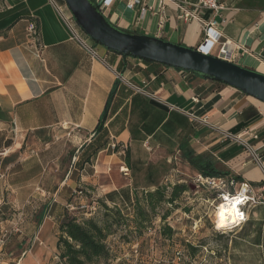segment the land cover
<instances>
[{"label": "crops", "instance_id": "0c3cea01", "mask_svg": "<svg viewBox=\"0 0 264 264\" xmlns=\"http://www.w3.org/2000/svg\"><path fill=\"white\" fill-rule=\"evenodd\" d=\"M126 1L116 0L111 10L110 20L119 28L193 49L202 44L201 25L195 20H179L172 4L168 3L165 8L163 14L168 20L159 30L160 0H145L154 12H148L139 21V12L127 9ZM222 1L227 9L222 12L225 22L221 29L228 38L241 45L235 63L264 74V0ZM0 2L6 5L0 10V30H7L0 36V209L3 205L6 210L9 206L10 210L14 209V204L7 200L25 187L23 180V185L15 186V179L26 176L24 172L29 169L27 161L31 158L50 149L56 151L62 144L64 132H77V135L82 132L85 135L80 141L83 146L91 141L117 78H124L126 85L150 98L155 107L166 112L176 111L194 122L197 135L183 144L182 152L199 159V168L211 166L257 187L264 185L262 102L225 84L171 67H159V76L151 74L144 77L141 72L129 69L120 74L117 67L122 56L98 45L93 47L98 53L95 57L75 38L53 0ZM62 7L68 16V8L66 5ZM195 11L202 17L210 16L206 12ZM29 18L38 20L37 42L28 36ZM76 29L90 46L82 30ZM125 63L134 69L147 68L142 60L135 58L125 60ZM250 107L258 111V117L248 122L241 121L240 115ZM110 140L118 144V150H126L131 144L128 130L117 137L112 134ZM150 144L155 148L175 145L179 149V145L161 131L149 137L144 144L147 151L151 149L145 145ZM110 151L113 154L108 151L99 154L96 168L100 171L105 172L120 154L119 151ZM59 157L55 156V162ZM16 165H20V170L13 174L11 172ZM46 173L44 168L40 178ZM112 182L113 188L107 187L102 196L130 186L125 181L121 182L119 177ZM102 196L99 194L98 197ZM19 205L23 206V211L26 210L25 202ZM49 220H55L56 249L58 222L56 217ZM9 222V218L4 219L1 214L0 225ZM38 241L42 244L40 237ZM1 243L8 245L9 238ZM28 243L24 239L20 246L29 247ZM26 255L27 252L23 251L22 258ZM13 259L16 257L1 247L0 264H10ZM54 259H57V254ZM226 264H264V205L251 209L248 221L233 231L228 242Z\"/></svg>", "mask_w": 264, "mask_h": 264}, {"label": "trees", "instance_id": "16d2710c", "mask_svg": "<svg viewBox=\"0 0 264 264\" xmlns=\"http://www.w3.org/2000/svg\"><path fill=\"white\" fill-rule=\"evenodd\" d=\"M56 2L60 6H65L61 0H56ZM1 4L0 10L6 7L3 5L4 3ZM29 21L36 24L39 32L38 20L29 18ZM6 31L0 30V36ZM85 37L93 46H98L88 36L85 35ZM129 58L132 57L122 56V61L117 67L118 73L124 74L125 70L129 69L141 72L144 77H149L151 74L159 76L157 69L167 67L159 63L142 60L147 68L134 69L125 63V60ZM134 80L137 81L135 78ZM257 117L258 111L250 107L242 112L240 120L248 122ZM126 130L130 133L131 144L125 150L123 160L127 168L132 171L133 185L112 191L99 198H90L87 192L84 193L86 189L78 190L82 191L84 197L91 199V205H96V212H78V214L71 212L68 206L74 203L76 197L73 196V198L68 199L64 207L62 206L61 213L57 214L58 211L55 213L54 207L52 208V205L48 203L36 215L35 219L38 226L48 215L57 218L56 249L58 261L53 264H123V248L125 246L131 247V250L139 243L137 240H131L128 233L142 234L148 224L152 223V219L157 217H160L165 224L183 196L193 192L188 184H162L160 182L161 174L166 170L167 163H146L141 158L135 159L133 151L135 147L144 148L149 137H154L158 131L173 139L179 145L178 150L182 151L183 144L188 143L197 135L194 122L176 111L166 112L155 107L150 98L136 92L120 78H117L113 84L91 141L78 151L79 156L76 165L84 175L92 176L94 174V163L100 153L108 151L110 155L113 154L109 148L112 142L110 140L111 135L117 137ZM117 151H119L118 148ZM76 152L71 154V158L76 157ZM191 156V154L188 155L183 152L181 154V157L197 172L196 174L206 176L228 175V173L215 170L211 166L199 168V159L191 158ZM13 170L18 172L20 166H15ZM31 177L34 175L31 174ZM29 179L26 178L25 180ZM71 179L73 180V178ZM141 181H143L142 184L139 183ZM165 205H169L171 208L165 213L159 214L158 211ZM2 207L6 210L4 205ZM1 212L2 209H0V216ZM98 212H101V215L97 214ZM162 235L172 239L175 232L170 225H164ZM187 247L194 249L190 243ZM136 254H138V250H133L131 257L135 259Z\"/></svg>", "mask_w": 264, "mask_h": 264}, {"label": "rangeland", "instance_id": "374dc122", "mask_svg": "<svg viewBox=\"0 0 264 264\" xmlns=\"http://www.w3.org/2000/svg\"><path fill=\"white\" fill-rule=\"evenodd\" d=\"M88 43L92 48L94 47L89 41ZM77 134V132H64L62 144L59 148H56V151L52 152L51 149L43 151L35 158L27 161L29 169L25 170L27 172H24V174L26 176L34 175V178L30 177L28 180L30 182L25 180L26 176L15 179V186L23 185L21 182L23 180L25 181V187L19 191L16 189L15 192H18L11 195L13 197H9V200H7L9 203L14 204L13 210H10V206L7 207V210L1 208L2 218H9L10 222L0 225V249L1 247L3 251L7 249L12 253V256L16 257L10 264H23V262H26V264H52L58 261L54 259L57 254L54 247L56 228H53V223L55 220H49L51 216L48 215L38 226L35 219L43 206L50 203L52 208L54 207V212H60L68 199L74 196L76 197L74 204L83 201L90 205L91 212H96V205H91V199L84 196L79 198L77 192H74L86 189L84 193L87 192L90 198H99V194L102 196V192L107 187L111 186L110 188H113L112 180L115 181L118 177L121 182L125 181L130 186L133 185L131 180L132 171L127 168L123 160L124 153L117 154L113 160L114 162L107 166L105 172L100 171V168H96L97 162H95L94 174L92 176L88 175L90 176V179H88L76 165L79 156L78 150L83 146L80 141L85 137L82 132L79 135ZM164 146L155 148L150 144V151L143 147H135L133 157L135 159L141 158L146 163L166 162V170L161 174L160 179L162 184H186L190 180L189 177H194L197 172L181 157L182 151H179L175 145L170 146L167 144ZM75 151H77V159L71 158V154ZM119 152L121 153V150ZM116 153H118L117 150ZM55 156L57 159L60 156L58 162H55ZM44 168H46L47 173L43 178H40L38 173L40 171L42 173ZM11 173L15 174L13 169ZM27 182L29 185L26 184ZM142 182L139 183L142 184ZM203 198L202 193H195L194 190L186 193L165 224H163L160 217H157L152 219V223L148 224L142 234L128 233L131 240H137L139 243L137 242L138 244L131 250V247L125 246L123 248V264H226L228 242L233 235V231L226 230L227 228L225 230L216 229L213 210L204 203ZM20 202L26 203L25 211H23V206L19 205ZM170 208L169 205H165L158 212L162 214ZM73 212L78 214V211ZM164 225H170L173 228L175 235L172 239L162 235ZM43 235H45L44 238H42ZM3 236L9 238L8 245H2L1 242L6 240V237ZM39 237L42 244L38 241ZM24 239L25 242H29V247L20 246ZM188 242L194 249L187 247ZM133 250H138L135 259L131 257ZM23 251H26L27 255L22 258Z\"/></svg>", "mask_w": 264, "mask_h": 264}, {"label": "built area", "instance_id": "2783aa9c", "mask_svg": "<svg viewBox=\"0 0 264 264\" xmlns=\"http://www.w3.org/2000/svg\"><path fill=\"white\" fill-rule=\"evenodd\" d=\"M98 5L100 11L110 19L111 10L116 0H94ZM53 3L56 9L62 15L65 23L73 32L75 38L80 41L95 57H98V53L90 47L87 42H85L82 37L78 34L76 28L79 29L74 17L69 11L67 16L55 0ZM172 4L177 10V17L179 20L190 22L192 20L197 21L203 29V40L202 44L197 50L201 51L206 55H212L218 57L224 61L235 63L237 60V54L241 45L232 39L228 38L223 29H221L222 23L225 20L222 18V12L227 8L222 0H160L159 1V11L162 15L159 18L158 28L162 30L167 22V17L165 14V8L167 5ZM67 7V6H66ZM126 8L129 10H134L139 12V20L144 19L145 14L148 12H154L153 7L146 3L145 0H127ZM206 12L210 16L208 18L200 16L198 12ZM28 36L33 41L39 40V32L36 28L34 22H29L28 25ZM217 48V49H216ZM125 81V80H124ZM127 83V81H125ZM145 147L150 150V147L145 145ZM110 150L116 151L118 144L116 142H111L109 146ZM120 151V150H119ZM125 153V149H121V153ZM175 171V170H174ZM168 181V180H167ZM188 185L194 186L195 193H202L204 195L203 201L206 205L213 210V215L215 218V227H217L216 208L220 203L223 202L222 196L224 194H229L230 196H235L237 194H243L247 199H242L241 203L237 205V209L240 215L237 217L236 226H228L226 230L234 231L236 228L241 227L249 219V211L256 208L257 206L264 205V185L257 187L256 185L240 179L236 175H226V176H206L203 174H196L189 181L186 182ZM82 191H78V197H82ZM68 209L73 211L81 212H91L90 205L84 203L83 201L79 204H70ZM90 216V214H88Z\"/></svg>", "mask_w": 264, "mask_h": 264}, {"label": "water", "instance_id": "95a60500", "mask_svg": "<svg viewBox=\"0 0 264 264\" xmlns=\"http://www.w3.org/2000/svg\"><path fill=\"white\" fill-rule=\"evenodd\" d=\"M82 32L115 54L148 60L225 84L264 103V74L158 37L131 33L111 22L94 0H61ZM124 81V78H120ZM192 190L194 186L190 185Z\"/></svg>", "mask_w": 264, "mask_h": 264}, {"label": "clouds", "instance_id": "9594fccd", "mask_svg": "<svg viewBox=\"0 0 264 264\" xmlns=\"http://www.w3.org/2000/svg\"><path fill=\"white\" fill-rule=\"evenodd\" d=\"M242 199H247L242 193L235 196L224 194L222 196L223 202L218 205L215 211L217 217V227L223 226L230 221H234L240 216L237 205L241 203Z\"/></svg>", "mask_w": 264, "mask_h": 264}, {"label": "bare ground", "instance_id": "6f19581e", "mask_svg": "<svg viewBox=\"0 0 264 264\" xmlns=\"http://www.w3.org/2000/svg\"><path fill=\"white\" fill-rule=\"evenodd\" d=\"M216 221H217V217H216ZM236 224H237V220L230 221V222L226 223L225 225L218 227V229H224L225 230L226 228H228V226H236Z\"/></svg>", "mask_w": 264, "mask_h": 264}, {"label": "snow or ice", "instance_id": "6c2138e0", "mask_svg": "<svg viewBox=\"0 0 264 264\" xmlns=\"http://www.w3.org/2000/svg\"><path fill=\"white\" fill-rule=\"evenodd\" d=\"M240 215H242V214H240Z\"/></svg>", "mask_w": 264, "mask_h": 264}]
</instances>
